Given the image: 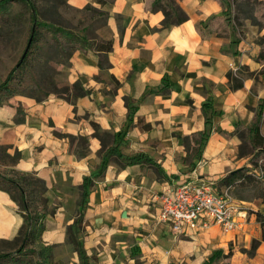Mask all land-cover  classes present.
<instances>
[{
  "label": "crops",
  "instance_id": "1",
  "mask_svg": "<svg viewBox=\"0 0 264 264\" xmlns=\"http://www.w3.org/2000/svg\"><path fill=\"white\" fill-rule=\"evenodd\" d=\"M153 1L67 0L78 9L100 6L106 19L95 41L76 43L65 58L61 52L54 82L68 90L0 103V148L11 158L0 159V173L42 181L23 190L31 203L36 196L38 241L57 264H82L72 236L86 264H208L215 250L228 253L217 264H264V224L256 218L264 197L238 199L247 218L235 231L210 224L177 234L157 221L154 199L182 182L216 183L248 165L233 130L264 103V72L244 75L233 89L226 73L260 69L256 38L264 26L245 19L236 43L229 29L202 38L194 23L221 13V0H175L187 17L167 27ZM75 81L84 92L74 96ZM200 131L202 143L192 136ZM84 177L91 184L80 205ZM22 223L18 204L0 187V241Z\"/></svg>",
  "mask_w": 264,
  "mask_h": 264
},
{
  "label": "rangeland",
  "instance_id": "2",
  "mask_svg": "<svg viewBox=\"0 0 264 264\" xmlns=\"http://www.w3.org/2000/svg\"><path fill=\"white\" fill-rule=\"evenodd\" d=\"M30 1L34 4L36 24L32 22L30 17L32 9L26 0L0 1V82L10 68H15L7 87L0 88V103L11 95H34L38 99L48 91H59L60 87H56L54 78L60 56H62L61 52L64 51L65 58L66 54L72 51L75 44L81 42L82 39L89 37L94 38L91 41H95L107 16L104 9L90 3L78 9L70 6L67 0ZM45 23L48 25H44ZM59 28L65 29L74 36L69 38L68 34L63 33ZM32 29L36 33L33 41L29 44ZM24 54V59L19 61ZM260 126L263 134L264 121ZM0 159L11 160L4 155L1 149ZM34 181H36L35 178L28 175L26 178H22L20 183L24 187H28L29 183ZM215 184L217 192L228 187L227 192L235 199L250 198L256 192L252 186L241 187L237 184H219L218 182ZM0 186L6 188L9 184L0 179ZM12 190L13 196H18V190L15 188ZM35 198L36 196L29 198L32 203L27 199L30 212L29 222L33 235L22 241L24 233L21 232L16 241L0 242V253L9 252L11 254L5 259H0V264H8V261L16 256L17 247L21 241L22 252H28L31 264H57L50 258L51 251L47 250L51 247H42L38 241L41 223L38 218L40 214L36 209ZM21 211L23 212V210ZM67 239L69 240V238ZM223 254L209 257L206 263L217 264L219 261L227 260V256Z\"/></svg>",
  "mask_w": 264,
  "mask_h": 264
},
{
  "label": "trees",
  "instance_id": "3",
  "mask_svg": "<svg viewBox=\"0 0 264 264\" xmlns=\"http://www.w3.org/2000/svg\"><path fill=\"white\" fill-rule=\"evenodd\" d=\"M4 1V0H0ZM30 8L32 9L30 12V17L32 18V22L36 24L37 17H35V8L34 4L30 0H26ZM100 4L104 3V0H97ZM222 3V10L221 13H216L207 16L202 20L195 21L194 27L198 34L203 38L208 37L212 34H223L226 32L227 29L231 30L233 33V38L231 43L238 42L241 37L243 36V24L245 19H248L252 25H255L258 29L264 26V0H221ZM151 9L153 10H161L163 13V18L160 21L161 26L167 27L173 24H177L186 19V14L182 11V9L178 6L175 0H154ZM48 25V24H44ZM63 33L68 34L69 38H72L74 34L68 33L63 28H59ZM35 30L32 29L31 31V40L29 44L33 41ZM82 37V35H80ZM81 37L80 40H81ZM256 43L258 45V50L255 55V60L258 62H262L261 67L258 71L249 70L245 66H241V70H229L226 73L227 82L229 83V87L231 89L238 88L242 86V78L243 76H254L255 74H261L264 72V32L261 33L256 38ZM84 40V39H82ZM99 47L98 44L95 45ZM105 47H109V44H103ZM225 51L224 49H222ZM25 57V54L21 56L19 61H22ZM15 68H10L3 80L0 82V88L7 87V84L13 77V72ZM68 86H62L60 88L63 91L68 90ZM70 88H72L73 95L82 94L84 90L79 87L78 82L75 81L71 84ZM254 111V118L248 125H243L239 122L235 123V127L233 130V134L236 133L241 143L238 146L237 155L239 157L245 156L248 158V165H242L235 169V171H231L224 176H222L219 180V184H237L241 187H254L255 188V195L254 197H264V134L260 133V124L264 121V103H259L256 108H252ZM192 136L198 138L199 142L205 139L206 132L200 131L192 133ZM1 149V148H0ZM16 156H14L15 158ZM139 156L134 154V156L130 157V159H138ZM263 173V174H261ZM20 178V180H19ZM19 178H13L9 176H4L0 173V179L4 180L9 184V186L1 187L4 190H8L10 196L15 200L18 204L19 209L23 210L22 212V219L23 223L17 230V234L11 239L7 241H0V242H11L16 241L21 232L23 234L22 241L27 240L29 237L33 235L31 232L32 227L29 222L30 212L27 204L26 193L23 190V185H21L20 181L22 178H26L24 175H20ZM36 183L39 185L40 188L43 187L42 181L39 179H35ZM91 182L84 177L83 182L81 184L82 191L80 193L79 203L83 205V199L86 195L87 186H89ZM13 188L18 190V196H13ZM11 189V190H10ZM256 218L260 222L261 225L264 224V215L260 212L256 213ZM77 251L79 260L82 261V264H86V257L84 250L80 244V242L76 241L75 238H69ZM261 240H264V230L261 231ZM21 243L17 247V254L11 260L8 261V264H31L30 257L28 256V252H22ZM9 252H2L0 253V259H5L9 256ZM222 254L221 250L213 251L209 256L215 257V255ZM11 255V254H10ZM227 256V254H223Z\"/></svg>",
  "mask_w": 264,
  "mask_h": 264
},
{
  "label": "built area",
  "instance_id": "4",
  "mask_svg": "<svg viewBox=\"0 0 264 264\" xmlns=\"http://www.w3.org/2000/svg\"><path fill=\"white\" fill-rule=\"evenodd\" d=\"M215 182L185 181L155 195L158 203L156 219L177 234L216 224L222 232L235 231L247 218L245 208L227 188L215 190Z\"/></svg>",
  "mask_w": 264,
  "mask_h": 264
},
{
  "label": "water",
  "instance_id": "5",
  "mask_svg": "<svg viewBox=\"0 0 264 264\" xmlns=\"http://www.w3.org/2000/svg\"><path fill=\"white\" fill-rule=\"evenodd\" d=\"M235 171V170H234Z\"/></svg>",
  "mask_w": 264,
  "mask_h": 264
}]
</instances>
